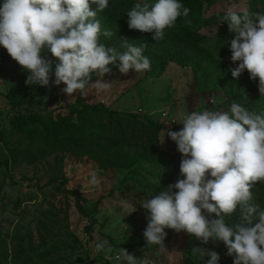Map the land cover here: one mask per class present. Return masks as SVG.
Instances as JSON below:
<instances>
[{
	"label": "rangeland",
	"instance_id": "rangeland-1",
	"mask_svg": "<svg viewBox=\"0 0 264 264\" xmlns=\"http://www.w3.org/2000/svg\"><path fill=\"white\" fill-rule=\"evenodd\" d=\"M90 7L96 9L94 4ZM203 7L204 17L216 16L210 25L198 29L205 36L198 45L207 52L204 67L197 59L186 65L168 62L163 68L151 64L150 70L139 73L129 70L127 74L110 66L113 71L104 80L112 82L111 88H90L87 97L79 93L69 97L62 91L63 82L59 86L51 82L49 86L28 85L26 70L0 46L2 264H120L116 257L121 248L136 257L146 256L153 264H189L188 258L200 260L201 256L193 253V249L203 247L201 242L185 231L165 229L163 245H148L143 236L147 210L140 203L153 196L162 180L176 174L174 168L180 161L167 165L149 162L134 156L133 146L124 145L122 152L126 158L116 163L100 162L86 155L54 153L26 164L15 153L45 142L37 129L16 128L15 124L37 116L54 125L81 103H103L110 110L135 114L139 122L160 124L156 146L176 156L179 153L176 143L167 134L164 137V133L168 128L179 130L180 121L191 111L227 110L235 101L250 110L264 112V96L260 93L233 100L231 87L247 91L252 81L247 70L239 78L232 77L229 69L236 65L230 59L228 41L224 38L225 35L232 38L233 34L227 24L219 22L229 9L252 13L254 8L261 10L262 3L212 0V4L205 2ZM105 14L99 12L96 19L102 29H110L114 35L101 36V42L119 49L127 34L114 31ZM128 34L129 43L144 41L136 33ZM41 55L55 64L56 58L50 51L44 50ZM96 78L99 77L93 76V81ZM21 98L24 101L18 102ZM72 118V123L77 124L75 115ZM93 175L95 184L91 182ZM258 183L252 190L253 197L264 199V182ZM78 196L88 216L78 210ZM123 202L129 203L128 212L135 207L136 210L126 215ZM236 219L240 221L239 216ZM105 242L110 252L97 249V244Z\"/></svg>",
	"mask_w": 264,
	"mask_h": 264
},
{
	"label": "clouds",
	"instance_id": "clouds-1",
	"mask_svg": "<svg viewBox=\"0 0 264 264\" xmlns=\"http://www.w3.org/2000/svg\"><path fill=\"white\" fill-rule=\"evenodd\" d=\"M109 4L110 0H0V46L26 70L28 85L63 82L62 91L69 97H87L90 88L108 90L112 82L104 76L112 73L110 66L122 74L151 69L145 44L136 46L125 38L118 49L101 42V36L114 35L96 19ZM189 11L182 0H136L125 13L129 29L152 33L160 41ZM220 20L233 34L228 42L236 65L229 69L232 77L247 70L251 79L259 78L264 96V12L232 8ZM44 50L56 58L55 64L41 55ZM93 76L99 78L93 81ZM180 124L179 130L168 128L164 137L167 134L182 154L184 178L140 203L147 210L146 244L163 245L165 229L185 231L202 244L223 242L233 264H264V208L254 202L252 192L256 182H264V112L234 101L227 110L191 111ZM91 182H97L95 175ZM129 206L122 203L126 215L136 210L128 212ZM237 209L240 221L229 223L226 218ZM212 214L216 218H210ZM96 247L111 251L106 242ZM193 253L206 258L205 264H220L215 249L197 247ZM116 259L120 264H153L124 248Z\"/></svg>",
	"mask_w": 264,
	"mask_h": 264
},
{
	"label": "trees",
	"instance_id": "trees-1",
	"mask_svg": "<svg viewBox=\"0 0 264 264\" xmlns=\"http://www.w3.org/2000/svg\"><path fill=\"white\" fill-rule=\"evenodd\" d=\"M262 3L261 10L253 9V12H264V0H258ZM136 0H110L109 8L103 12L106 13L107 21L114 31L124 33L128 38V32L142 36V42L147 47L144 54L149 57L152 65H159L163 68L168 62H175L179 65H186L197 59L202 67L207 61L206 49L198 46L205 36L198 32L203 26H208L215 19L214 16L204 17V3L212 4V0H182L185 7L190 9L188 16L178 17L176 23L165 30L166 34L163 40L155 41L152 33H145L135 29H129L128 17L125 13L129 10ZM219 22L224 26L227 22ZM226 41L230 42L229 35H225ZM103 37V36H102ZM101 37V38H102ZM124 37V36H122ZM127 38V39H128ZM134 45L139 46L141 43L133 40ZM131 43V42H130ZM133 44V43H132ZM199 48L201 51H198ZM250 77V76H249ZM252 86L247 91L240 92L239 89H233V100L243 97H251L259 92V78L251 79ZM247 88V87H246ZM23 102L21 98L17 100ZM73 115L78 119L77 124L72 123ZM16 128L33 127L37 129L39 136H42L44 145L38 144L34 149H24L15 154L20 157L19 161L31 164L39 158L52 155L54 153H70L77 156H91L100 162L116 163L126 158L123 155L122 148L124 145L133 146L135 149L134 156L149 162H158L163 165L168 163L181 162L182 154L179 152L173 156L156 146L160 124L139 122L135 114H129L116 110H110L103 103H81L76 108H72L69 115L60 117L54 124L50 125L37 116H31L17 122ZM15 129V128H14ZM1 137V136H0ZM33 148V147H32ZM12 151V150H11ZM175 173L162 180L160 188L154 191L153 196L161 189L176 183L184 177L180 173V164L175 168ZM64 180L62 181V184ZM257 183L254 187L257 186ZM259 184V183H258ZM262 184V183H261ZM253 187V188H254ZM253 190V189H252ZM260 206L264 205V199L259 196L254 199ZM76 206L81 214L88 216L83 208L80 197H77ZM239 210L237 209L230 217H227L229 223H236L238 220ZM210 218H216L212 214ZM93 219V218H92ZM201 242V241H200ZM202 244V243H201ZM203 248L215 249L220 254V264H233V256L227 254V248L223 242L213 243L211 240L207 244H202ZM206 258L201 257L199 261L194 262L187 259L189 264H205ZM0 264L1 261H0Z\"/></svg>",
	"mask_w": 264,
	"mask_h": 264
}]
</instances>
